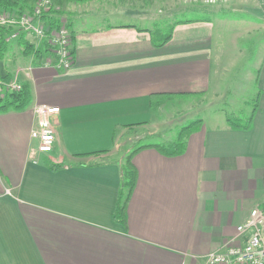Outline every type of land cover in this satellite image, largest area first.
Returning a JSON list of instances; mask_svg holds the SVG:
<instances>
[{
	"label": "crops",
	"instance_id": "obj_1",
	"mask_svg": "<svg viewBox=\"0 0 264 264\" xmlns=\"http://www.w3.org/2000/svg\"><path fill=\"white\" fill-rule=\"evenodd\" d=\"M224 1L252 4L245 10L256 20L241 22L246 36L232 32L229 48L244 51L250 35L264 33L256 22L264 20V0ZM95 3L56 1L74 37L71 70L45 67L50 53L25 33L1 54L5 79L27 86L31 100L23 111L0 114V264H207L230 241H245L238 227L264 207V42L248 44L263 52L255 80H248L252 114L232 116L215 103L226 95L223 77L244 58L223 63L225 55L214 52L224 41L216 39L215 23L237 21L179 24L157 48L151 29L114 23L131 16ZM189 98L201 99L191 122L203 126L181 156L155 148L134 156L137 184L122 226L114 214L126 157L143 140L172 143L163 137L179 128L171 110ZM38 106L60 109L51 119L50 154L39 153L31 136ZM230 116L243 126L252 117L249 129L233 127Z\"/></svg>",
	"mask_w": 264,
	"mask_h": 264
},
{
	"label": "rangeland",
	"instance_id": "obj_2",
	"mask_svg": "<svg viewBox=\"0 0 264 264\" xmlns=\"http://www.w3.org/2000/svg\"><path fill=\"white\" fill-rule=\"evenodd\" d=\"M91 1V0H83ZM81 1V2H83ZM95 5L104 6V9L108 13L118 14L124 13L130 17H125L121 19H115L114 23H125L133 25L137 28H148V29H160L163 33H167L171 24L177 21H192L195 19H212V20H230L231 22L237 21V24H226L221 25L218 22L216 25V39L223 37L222 47L215 49L214 52L219 55H225L223 63L229 65L231 57L234 60L239 61L243 59V63L239 69H234L223 77V81L228 82L224 87L223 92L226 94L224 98L215 103L217 107L221 108L227 114L232 116L248 117L252 114V105L254 104L253 98L255 99V88L254 84H250V81H254L256 77V68L263 58V52L259 49V43L264 42V33H254L250 35L251 41L246 42L248 49L244 51H236L235 49H229L234 45L235 38L232 32L235 30H240L242 35L246 36V27H243L244 22H253V20L248 16L245 10L246 6H251V3H234L226 2L224 0H97ZM215 14L213 17L212 15ZM210 17V18H209ZM120 18V17H119ZM221 18V19H220ZM260 25V30L262 25H264V20L261 18L257 19ZM166 23V24H164ZM167 25H170L167 28ZM243 27V28H242ZM242 28V29H241ZM220 33V35H217ZM237 41V40H236ZM219 42V41H218ZM258 42V49L251 50L249 43ZM216 47L217 42L214 41ZM238 43V42H237ZM244 47L242 42H239L238 47ZM232 63V64H233ZM231 64L229 65V67ZM228 67H226L227 69ZM242 80H247L244 82V86L237 88V85L241 84ZM248 80H250L248 82ZM245 99V100H244ZM247 101V102H245ZM200 98H189L184 99L181 103H178L177 108L171 110L172 113L178 112V121H176L175 126L178 127L174 130H167L163 134L165 141L175 142L178 137V133L181 130V125L186 127L193 120L194 115L197 111L193 109L198 108L201 105ZM173 104H169L171 106ZM215 106V107H216ZM184 115V117H181ZM202 118V115L199 119ZM197 121V120H195ZM142 129H140V133ZM139 133V134H140ZM132 137H136L135 134H131ZM162 136V134L160 135ZM159 136V137H160ZM152 142H158L156 139H152ZM148 140H143L139 142L132 150L138 149L148 143Z\"/></svg>",
	"mask_w": 264,
	"mask_h": 264
},
{
	"label": "built area",
	"instance_id": "obj_3",
	"mask_svg": "<svg viewBox=\"0 0 264 264\" xmlns=\"http://www.w3.org/2000/svg\"><path fill=\"white\" fill-rule=\"evenodd\" d=\"M24 1L29 3V10L25 12L0 11V32H3L6 44L18 41L24 33L31 35L51 55L44 63L45 67L71 70L76 60L74 37L67 16L55 11L59 0ZM54 14L56 22L51 24L50 17ZM23 88L17 78L0 79V99L19 93ZM34 111L38 117V128L31 136L38 142L39 153L50 154L55 143L51 119L60 113V109L38 106ZM237 230L246 240L230 241L223 252L211 253L207 264H264V207L252 209Z\"/></svg>",
	"mask_w": 264,
	"mask_h": 264
},
{
	"label": "trees",
	"instance_id": "obj_4",
	"mask_svg": "<svg viewBox=\"0 0 264 264\" xmlns=\"http://www.w3.org/2000/svg\"><path fill=\"white\" fill-rule=\"evenodd\" d=\"M83 1V0H77ZM3 10H11L14 12H25L29 10V3L24 0H0V11ZM51 24L56 22L55 15L50 17ZM199 19H195L192 21H196ZM192 21H177L170 25H167V28L170 26L167 33H163L160 29L149 30L148 32L151 34L152 41L155 47L162 48L166 44H168L173 36L174 29L179 24L190 23ZM166 24V23H164ZM142 31V30H141ZM6 47V42L4 38L3 32H0V57L2 52ZM31 46L24 47L25 53H28L31 50ZM31 93L30 89L25 86L23 90L19 93H14L6 96L3 99H0V114L9 113L12 111H23L30 104ZM252 118V117H251ZM251 118L246 121V125L243 126L245 122L241 120L239 117H228V122L235 128L242 127V129H249V124L251 123ZM203 126V121L197 120L188 124L186 127H183L179 133L177 140L170 144H160V145H145L138 149L133 150L125 159V163L122 168V190L120 193V201L117 205L115 211V220L120 223L122 226H125L127 223V209L129 205V201L134 192V189L137 184V171L133 165L134 156L146 149V148H155L161 154L166 157H177L181 156L186 151V142L190 135L196 133Z\"/></svg>",
	"mask_w": 264,
	"mask_h": 264
},
{
	"label": "water",
	"instance_id": "obj_5",
	"mask_svg": "<svg viewBox=\"0 0 264 264\" xmlns=\"http://www.w3.org/2000/svg\"><path fill=\"white\" fill-rule=\"evenodd\" d=\"M0 78L1 79H5L6 78V74H5V71L3 69V63H2L1 60H0Z\"/></svg>",
	"mask_w": 264,
	"mask_h": 264
}]
</instances>
